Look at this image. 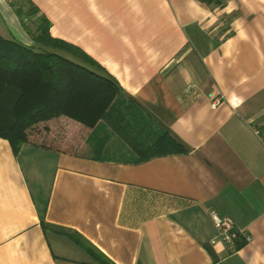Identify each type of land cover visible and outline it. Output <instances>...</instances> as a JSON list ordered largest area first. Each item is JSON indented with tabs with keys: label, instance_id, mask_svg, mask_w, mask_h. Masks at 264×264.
I'll list each match as a JSON object with an SVG mask.
<instances>
[{
	"label": "crops",
	"instance_id": "obj_1",
	"mask_svg": "<svg viewBox=\"0 0 264 264\" xmlns=\"http://www.w3.org/2000/svg\"><path fill=\"white\" fill-rule=\"evenodd\" d=\"M30 1L123 94L93 128L0 138V264H93L75 239L113 264H264V0ZM164 134L185 152L139 162L128 140ZM212 213L249 242L229 250Z\"/></svg>",
	"mask_w": 264,
	"mask_h": 264
},
{
	"label": "trees",
	"instance_id": "obj_2",
	"mask_svg": "<svg viewBox=\"0 0 264 264\" xmlns=\"http://www.w3.org/2000/svg\"><path fill=\"white\" fill-rule=\"evenodd\" d=\"M210 8L224 0H200ZM33 45L0 34V138L7 140L14 154L41 133V125L66 117L87 128L107 118L113 102L123 94L118 82L93 58L78 47L53 38L51 23L30 0H10ZM33 22L35 29L29 24ZM47 131V130H46ZM138 161L185 152L164 134L144 148L128 140ZM74 242L92 258L93 264H113L102 253ZM248 241L239 237L234 251Z\"/></svg>",
	"mask_w": 264,
	"mask_h": 264
},
{
	"label": "built area",
	"instance_id": "obj_3",
	"mask_svg": "<svg viewBox=\"0 0 264 264\" xmlns=\"http://www.w3.org/2000/svg\"><path fill=\"white\" fill-rule=\"evenodd\" d=\"M6 1L9 2L10 0ZM220 103L221 98H217L213 101V106H218ZM211 217L215 228L218 230L222 240L225 242L229 250L234 251L236 239L239 237H243L249 242V235L242 230H237L230 219L220 218L215 213H212Z\"/></svg>",
	"mask_w": 264,
	"mask_h": 264
},
{
	"label": "rangeland",
	"instance_id": "obj_4",
	"mask_svg": "<svg viewBox=\"0 0 264 264\" xmlns=\"http://www.w3.org/2000/svg\"><path fill=\"white\" fill-rule=\"evenodd\" d=\"M17 17V16H16ZM0 19H1V21L3 20V18H2V16H0ZM19 20V19H18ZM20 22V21H19ZM21 24V23H20ZM29 26H30V28L32 29V30H34L35 29V26H34V23L33 22H31L30 24H29ZM21 27L23 28V31H25V28L21 25ZM26 32V31H25ZM0 33L2 34L3 33V37H5V38H9V39H16L15 37H14V35L13 34H11L10 32H9V30H8V28H3V27H1L0 28Z\"/></svg>",
	"mask_w": 264,
	"mask_h": 264
}]
</instances>
